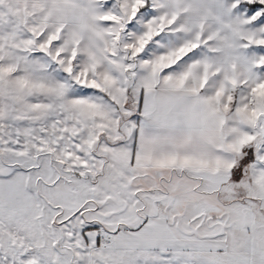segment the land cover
Masks as SVG:
<instances>
[{"label": "snow or ice", "instance_id": "snow-or-ice-1", "mask_svg": "<svg viewBox=\"0 0 264 264\" xmlns=\"http://www.w3.org/2000/svg\"><path fill=\"white\" fill-rule=\"evenodd\" d=\"M0 264H264V0H0Z\"/></svg>", "mask_w": 264, "mask_h": 264}]
</instances>
